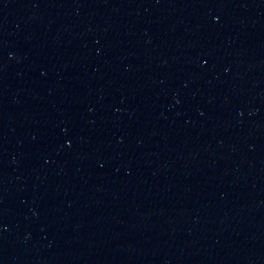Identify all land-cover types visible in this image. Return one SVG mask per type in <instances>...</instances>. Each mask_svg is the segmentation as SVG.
Here are the masks:
<instances>
[{"label":"water","instance_id":"1","mask_svg":"<svg viewBox=\"0 0 264 264\" xmlns=\"http://www.w3.org/2000/svg\"><path fill=\"white\" fill-rule=\"evenodd\" d=\"M0 264H264V0H0Z\"/></svg>","mask_w":264,"mask_h":264}]
</instances>
